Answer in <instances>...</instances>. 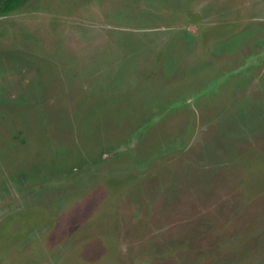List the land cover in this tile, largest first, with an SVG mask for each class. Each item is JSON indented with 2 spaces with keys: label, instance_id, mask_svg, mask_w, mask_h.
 <instances>
[{
  "label": "rangeland",
  "instance_id": "rangeland-1",
  "mask_svg": "<svg viewBox=\"0 0 264 264\" xmlns=\"http://www.w3.org/2000/svg\"><path fill=\"white\" fill-rule=\"evenodd\" d=\"M0 264H264V0L0 16Z\"/></svg>",
  "mask_w": 264,
  "mask_h": 264
},
{
  "label": "trees",
  "instance_id": "trees-1",
  "mask_svg": "<svg viewBox=\"0 0 264 264\" xmlns=\"http://www.w3.org/2000/svg\"><path fill=\"white\" fill-rule=\"evenodd\" d=\"M28 0H0V16H3Z\"/></svg>",
  "mask_w": 264,
  "mask_h": 264
}]
</instances>
